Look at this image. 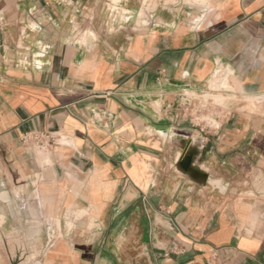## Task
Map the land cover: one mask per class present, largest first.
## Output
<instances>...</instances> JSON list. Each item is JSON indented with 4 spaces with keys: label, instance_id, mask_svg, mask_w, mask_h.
Returning a JSON list of instances; mask_svg holds the SVG:
<instances>
[{
    "label": "crops",
    "instance_id": "1",
    "mask_svg": "<svg viewBox=\"0 0 264 264\" xmlns=\"http://www.w3.org/2000/svg\"><path fill=\"white\" fill-rule=\"evenodd\" d=\"M220 90L264 94V0H0V264H264V117Z\"/></svg>",
    "mask_w": 264,
    "mask_h": 264
},
{
    "label": "rangeland",
    "instance_id": "2",
    "mask_svg": "<svg viewBox=\"0 0 264 264\" xmlns=\"http://www.w3.org/2000/svg\"><path fill=\"white\" fill-rule=\"evenodd\" d=\"M222 71L218 75H215V77L212 80V83L217 85L219 81H221L222 77ZM228 87V86H227ZM214 94H207L205 99L202 101V104H205L206 106L209 105L212 110H221L223 107H227L228 101L231 100L233 102L234 107L229 108V113L242 112L246 113L252 116H258V117H264V94L263 95H257V96H244V95H236V94H226L222 90L212 92ZM211 97V100H208L207 98ZM216 104H218L216 106ZM261 125V124H259ZM264 126V125H263Z\"/></svg>",
    "mask_w": 264,
    "mask_h": 264
},
{
    "label": "built area",
    "instance_id": "3",
    "mask_svg": "<svg viewBox=\"0 0 264 264\" xmlns=\"http://www.w3.org/2000/svg\"><path fill=\"white\" fill-rule=\"evenodd\" d=\"M204 108L205 106H200L196 112L199 113ZM56 141L55 133L50 131H28L22 135V142L28 149H48L56 144Z\"/></svg>",
    "mask_w": 264,
    "mask_h": 264
},
{
    "label": "bare ground",
    "instance_id": "4",
    "mask_svg": "<svg viewBox=\"0 0 264 264\" xmlns=\"http://www.w3.org/2000/svg\"><path fill=\"white\" fill-rule=\"evenodd\" d=\"M206 2V1H205ZM203 3H204V1H203Z\"/></svg>",
    "mask_w": 264,
    "mask_h": 264
}]
</instances>
